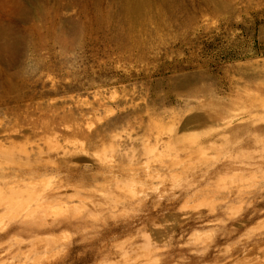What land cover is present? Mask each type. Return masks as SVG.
I'll use <instances>...</instances> for the list:
<instances>
[{
  "label": "rangeland",
  "instance_id": "obj_1",
  "mask_svg": "<svg viewBox=\"0 0 264 264\" xmlns=\"http://www.w3.org/2000/svg\"><path fill=\"white\" fill-rule=\"evenodd\" d=\"M22 1L0 9L20 38L0 130L67 165L34 188L61 195L41 217L72 223L14 229L3 264H264V0H143L131 18L123 0ZM32 24L60 43L29 55Z\"/></svg>",
  "mask_w": 264,
  "mask_h": 264
},
{
  "label": "bare ground",
  "instance_id": "obj_2",
  "mask_svg": "<svg viewBox=\"0 0 264 264\" xmlns=\"http://www.w3.org/2000/svg\"><path fill=\"white\" fill-rule=\"evenodd\" d=\"M143 2V0H123V9L129 17L132 15L136 16L140 12ZM5 5L10 7V12H6L7 15L13 18L16 15L25 14L28 4L26 5V1L22 0H0L1 10H4ZM28 28L33 32L34 35L33 42H31V47L29 48V46H27V49L29 48L28 54L31 56H36V50L45 41L51 40L52 44H57L61 41L57 36L52 34V29L41 32L38 30L37 26L33 24L28 26ZM17 30V23L11 20L5 21L0 18V75H3V83L8 90L12 89V87L8 84V78L6 75H4L5 70L3 69V64L7 57L10 58L13 55L19 53V37L16 38L15 35V31ZM15 122L17 123V121ZM15 129L16 128H14V125L10 124L8 127H4L0 130V212L2 214L10 213V220L7 222V225L0 229V238L7 236L14 229L18 228L22 230V228H24L27 230V235L30 237L25 240L27 241L29 239L28 241L33 242L35 239H37V235L50 233V231H55L62 227V225L67 226L71 225L72 223L70 218L62 216L60 212L56 213L60 214L61 216L57 215L56 213H50L51 216L49 218L41 217V214L43 213V205H41L42 201L55 196V194L56 197L61 198V195L54 192L53 190H47V186L44 184H41V187L36 190L34 188L35 185L42 181V179L37 181L36 178H39L41 175L45 174V172L47 173L48 170L56 171V176L64 182L67 181L66 179L70 177V175L65 169L67 167L65 164L66 162H63L66 165V167H63L60 157H56L52 160H46L44 159L45 157L43 158V156L40 155L43 153L41 152L42 147L40 146V143L34 142V144H31L30 149L23 147V149H20L18 152H14L11 146V144H13L11 134L15 132ZM1 132H3V134H1ZM15 141L16 140H14V142ZM6 143L7 145H5ZM1 159L4 160V162L6 161L8 164L10 162V164L8 165L5 162V165H3V163H1ZM61 172L64 173L61 175ZM260 178H262V175ZM258 196L262 197V192H257V197ZM225 198L227 199L228 197L226 196ZM28 199L30 200L28 201ZM38 199L43 200H40L39 202ZM228 200H226V202ZM43 215L45 214L43 213ZM257 243L259 242H253L252 245ZM10 244L13 243L11 242ZM5 253L8 254V252L4 251L3 246L0 245V264H3L2 257Z\"/></svg>",
  "mask_w": 264,
  "mask_h": 264
}]
</instances>
